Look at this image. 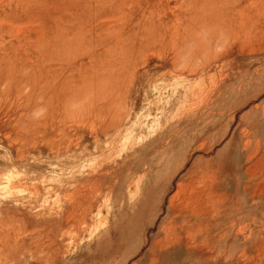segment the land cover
<instances>
[{"label": "rangeland", "instance_id": "rangeland-1", "mask_svg": "<svg viewBox=\"0 0 264 264\" xmlns=\"http://www.w3.org/2000/svg\"><path fill=\"white\" fill-rule=\"evenodd\" d=\"M261 155L264 0H0V264H264Z\"/></svg>", "mask_w": 264, "mask_h": 264}, {"label": "bare ground", "instance_id": "bare-ground-1", "mask_svg": "<svg viewBox=\"0 0 264 264\" xmlns=\"http://www.w3.org/2000/svg\"><path fill=\"white\" fill-rule=\"evenodd\" d=\"M213 1V0H212ZM211 6V5H210ZM220 7H218V9H219ZM235 18V17H234ZM240 18V17H239ZM243 21V20H242ZM224 22V21H223ZM235 22V21H234ZM240 23V22H239ZM235 24V23H234ZM229 25V24H228ZM232 26V25H231ZM231 28V27H230ZM232 32V31H231ZM237 33V32H236ZM221 52V51H220ZM175 53H176V51H175ZM197 53V52H196ZM254 152V151H253ZM253 152L252 153H250V154H253ZM261 156H264V155H261ZM248 157H250L249 155H248ZM253 159H254V157H253ZM263 159V158H262ZM254 161V160H253ZM258 162H259V159H258ZM254 163V162H253ZM252 163V164H253ZM257 166V165H256ZM254 168V167H253ZM256 168V167H255ZM257 169V168H256ZM254 171V170H253ZM256 171V170H255ZM255 172H252V174L253 175H255L254 174ZM261 186H263V185H261ZM255 189V188H254ZM192 212V211H191ZM202 245V244H201Z\"/></svg>", "mask_w": 264, "mask_h": 264}]
</instances>
